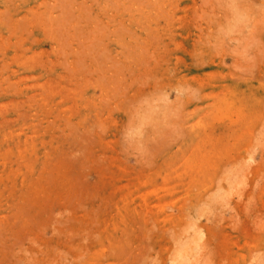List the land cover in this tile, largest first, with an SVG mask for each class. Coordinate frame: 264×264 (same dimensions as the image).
I'll list each match as a JSON object with an SVG mask.
<instances>
[{"label": "rangeland", "instance_id": "obj_1", "mask_svg": "<svg viewBox=\"0 0 264 264\" xmlns=\"http://www.w3.org/2000/svg\"><path fill=\"white\" fill-rule=\"evenodd\" d=\"M0 264H264V0H0Z\"/></svg>", "mask_w": 264, "mask_h": 264}]
</instances>
